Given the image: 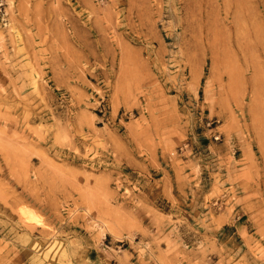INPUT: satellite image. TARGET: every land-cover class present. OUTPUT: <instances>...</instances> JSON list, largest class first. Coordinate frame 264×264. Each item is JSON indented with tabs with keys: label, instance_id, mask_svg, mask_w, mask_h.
Wrapping results in <instances>:
<instances>
[{
	"label": "rangeland",
	"instance_id": "374dc122",
	"mask_svg": "<svg viewBox=\"0 0 264 264\" xmlns=\"http://www.w3.org/2000/svg\"><path fill=\"white\" fill-rule=\"evenodd\" d=\"M0 4V264H264V0Z\"/></svg>",
	"mask_w": 264,
	"mask_h": 264
},
{
	"label": "bare ground",
	"instance_id": "6f19581e",
	"mask_svg": "<svg viewBox=\"0 0 264 264\" xmlns=\"http://www.w3.org/2000/svg\"><path fill=\"white\" fill-rule=\"evenodd\" d=\"M25 211H27V210H25ZM26 219H27L28 221H31V220H32V219H31V220H29L30 218H26ZM28 221H27V223H28ZM25 222H26V221H25Z\"/></svg>",
	"mask_w": 264,
	"mask_h": 264
},
{
	"label": "built area",
	"instance_id": "2783aa9c",
	"mask_svg": "<svg viewBox=\"0 0 264 264\" xmlns=\"http://www.w3.org/2000/svg\"><path fill=\"white\" fill-rule=\"evenodd\" d=\"M1 5V4H0Z\"/></svg>",
	"mask_w": 264,
	"mask_h": 264
}]
</instances>
